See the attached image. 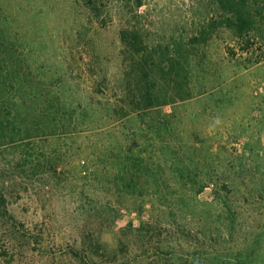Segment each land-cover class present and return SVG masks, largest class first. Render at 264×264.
I'll return each instance as SVG.
<instances>
[{"label":"rangeland","instance_id":"obj_1","mask_svg":"<svg viewBox=\"0 0 264 264\" xmlns=\"http://www.w3.org/2000/svg\"><path fill=\"white\" fill-rule=\"evenodd\" d=\"M94 3L0 0V264H264V33Z\"/></svg>","mask_w":264,"mask_h":264},{"label":"trees","instance_id":"obj_2","mask_svg":"<svg viewBox=\"0 0 264 264\" xmlns=\"http://www.w3.org/2000/svg\"><path fill=\"white\" fill-rule=\"evenodd\" d=\"M88 1V0H87ZM94 6L96 0H89ZM134 7H141L142 0H126V3L132 2ZM213 2L218 10L217 21L210 25V28L219 26L223 29L231 31L235 39L241 40L247 46L258 34L264 33V0H210ZM92 6V8H93ZM130 32H128L129 34ZM127 31L122 33V38L126 36ZM132 34V33H131ZM130 34V35H131ZM245 52L247 50H244ZM188 54V52H187ZM180 55V54H179ZM189 55V54H188ZM180 57V56H179ZM187 60L188 56L186 55ZM182 58L183 60L186 59ZM185 60V61H187ZM187 63V62H186ZM186 74V70L184 69ZM151 96L145 98L147 106L150 102ZM153 104H150V106ZM1 200V199H0ZM2 202V200L0 201Z\"/></svg>","mask_w":264,"mask_h":264}]
</instances>
